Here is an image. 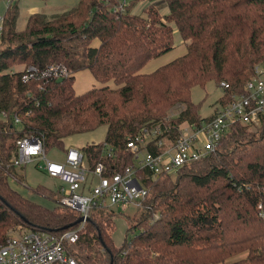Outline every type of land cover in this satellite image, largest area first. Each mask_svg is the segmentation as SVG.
Here are the masks:
<instances>
[{
	"label": "trees",
	"instance_id": "obj_1",
	"mask_svg": "<svg viewBox=\"0 0 264 264\" xmlns=\"http://www.w3.org/2000/svg\"><path fill=\"white\" fill-rule=\"evenodd\" d=\"M131 3L80 0L51 19L30 16L23 31L18 10L8 8L0 44V245L17 226L54 234L78 226L77 212L37 204L11 184L12 177L26 184L22 171L9 167L19 139L37 136L47 153L64 151L67 138L104 126L102 143L79 150L90 171L102 163L106 175L121 172L134 164L128 140L159 128V138L173 141L181 126H199L204 118L191 102L194 87L225 82L230 93H241L264 65V0H152L142 14ZM174 29L185 55L141 74L172 50ZM51 66L67 76L23 80L25 69ZM83 70L104 86L76 95L74 75ZM227 101L223 93L219 103ZM176 105L184 108L168 117ZM138 176L147 196L129 228L137 233L115 247L98 220L105 207L92 209L79 240L68 246L78 264H264V115L256 132L231 125L213 152L173 176Z\"/></svg>",
	"mask_w": 264,
	"mask_h": 264
},
{
	"label": "built area",
	"instance_id": "obj_2",
	"mask_svg": "<svg viewBox=\"0 0 264 264\" xmlns=\"http://www.w3.org/2000/svg\"><path fill=\"white\" fill-rule=\"evenodd\" d=\"M129 0H121L127 5ZM2 31L3 20H1ZM14 75L15 70L8 71ZM57 78L67 76V71L59 66H51L44 71L34 67L25 69L23 80L31 78ZM223 93H228L226 104H220L210 118L201 120L198 127H180V133L173 141H166L163 132L157 128L144 131L126 143L134 164L121 172L106 175V168L97 163L92 171L86 165L85 157L78 148H68L61 162L47 158L44 142L40 137H24L17 141V154L9 161V167L20 169L34 162L42 163L38 168L51 179L61 183L57 194V205L75 211L79 217L87 219L96 207H112L125 211L129 206L139 207L147 196L143 178L156 179L173 176L187 163L197 161L214 151L216 145L235 123L256 132L264 115V67L257 66L253 76L245 83L241 93H230L225 82L218 85ZM179 112L181 110H178ZM169 116V115H168ZM17 124L20 120L16 117ZM152 143V149L148 145ZM86 173L97 178L94 185L86 186ZM11 180H17L12 177ZM86 221L61 234L44 230H21L13 232L7 242L0 245V264H78L68 251V246L79 240Z\"/></svg>",
	"mask_w": 264,
	"mask_h": 264
},
{
	"label": "rangeland",
	"instance_id": "obj_3",
	"mask_svg": "<svg viewBox=\"0 0 264 264\" xmlns=\"http://www.w3.org/2000/svg\"><path fill=\"white\" fill-rule=\"evenodd\" d=\"M80 0H0V23L1 20L5 17L8 8L18 10V23L17 30L23 31L26 29L28 19L30 18V10L32 8H37L40 14H44L47 18L51 19L53 16L72 9L75 7ZM135 4L133 13L142 14L143 9L146 6L150 5L151 0H130ZM161 0H156L159 2ZM131 3V4H132ZM164 8V7H163ZM161 8L160 10H162ZM174 27V26H173ZM182 43V40L174 29V44L175 47ZM183 44V43H182ZM182 46V45H180ZM176 52V51H175ZM263 66L264 65H260ZM257 67V66H256ZM255 69V68H254ZM254 74V72H253ZM253 76V75H252ZM250 76V77H252ZM91 76L89 72H81L75 75L74 84L77 92L89 87L91 84ZM96 82L95 80H93ZM222 89L215 84L214 82H208L204 87H194L191 91V102L194 105H197L199 111L198 114L202 118L209 117L214 114V112L220 108L219 98L222 96ZM226 94V93H225ZM184 107L179 105L174 106L171 111V116L175 117L179 114L178 110H182ZM169 111V112H170ZM247 128V127H246ZM104 127H100L95 131L87 134L77 135L70 137L64 142V148L74 147L81 148L86 144L91 143H102L104 139ZM248 131V128H247ZM64 152L62 149H52L48 151L47 158L52 161L61 162L63 160ZM42 163L34 162L29 164L24 168L17 169L22 171L21 174L26 180V184L23 185L17 181L13 180L11 184L17 189L21 190L27 198L43 203L48 206V208H56L57 202L59 201V195L56 194L57 190L61 183L55 179H51L46 173L38 168ZM97 182V178L90 173H86V186L94 185ZM41 187V188H40ZM51 190L52 194L49 192H44L42 188ZM103 210L104 212H99L98 220H101L103 227L107 234L112 237L113 244L115 247L119 248L123 244L124 239L134 236L137 231H129L131 224L136 225L138 223L139 213L138 207L135 205L129 206L125 211H121L116 208L106 207ZM108 220H110L108 222ZM26 230L24 227H14L8 232L10 236L13 232ZM98 250L97 246L94 247ZM91 255H94V250L90 252ZM245 257V254L231 259L230 262L235 260L242 259Z\"/></svg>",
	"mask_w": 264,
	"mask_h": 264
},
{
	"label": "crops",
	"instance_id": "obj_4",
	"mask_svg": "<svg viewBox=\"0 0 264 264\" xmlns=\"http://www.w3.org/2000/svg\"><path fill=\"white\" fill-rule=\"evenodd\" d=\"M155 2H156V0H154ZM150 2H152V0L150 1ZM62 13V12H61ZM61 13H59V14H61ZM161 15H164V14H166L167 13V8H163L162 10H161ZM35 14H40V12H38V9L37 8H32L31 10H30V16H32V15H35ZM58 15V14H57ZM4 19V18H3ZM2 19V20H3ZM17 23H18V21H17ZM0 26H1V23H0ZM19 31V30H18ZM183 43V44H182ZM182 43H179V45L177 46V47H175V44L173 45V48H172V50L171 51H169V52H167V53H165L164 55H162V56H160V57H158V58H155V59H152V60H150L142 69H141V71H140V73L141 74H150V73H153L154 71H156L157 69H159L160 67H162V66H164V65H166V64H168V63H170V62H172V61H174L175 59H177V58H179V57H182L183 55H185V53H186V45L184 44V42L182 41ZM0 44H1V31H0ZM180 45H182V46H180ZM91 46L92 47H97L98 46V41H96V40H94L93 42H92V44H91ZM176 51V52H175ZM17 69V68H16ZM15 69V70H16ZM87 70H83V71H80V72H78V73H81V72H86ZM89 72V71H88ZM78 73H76V74H78ZM75 74V75H76ZM75 75H74V78H75ZM89 75L91 76V74L89 73ZM94 79H93V77L91 76V84L89 85V87H86L85 89H83V90H81L80 92H77L76 91V89H75V84H73V88H74V91H75V94L76 95H80V94H83V93H85V92H87V91H89V90H91L92 88H98V87H102V86H104V85H102V84H99V83H97V82H94L93 81ZM105 85H107V86H109L110 88H116V86L112 83V82H109V83H107V84H105ZM220 98H221V96H220ZM219 98V99H220ZM172 114H171V111H170V113H169V116H171ZM212 116V115H211ZM211 116H209V117H211ZM209 117H206V118H209ZM200 118H202L201 116H200ZM186 125H184V126H182V127H185ZM104 127V126H103ZM104 138H105V133H106V128L104 127ZM74 136H77V135H74ZM74 136H72V137H74ZM70 138V137H69ZM69 138H67V139H69ZM66 139V140H67ZM65 140V141H66ZM103 141H104V139H103ZM91 144H98V143H91ZM87 145V144H86ZM86 145H84V146H86ZM84 146H81V148L82 147H84ZM69 148H72V147H69ZM68 149V147H66V148H64V154H65V152H66V150ZM78 149H80V148H78ZM19 190V189H18ZM19 191H21V190H19ZM22 192V191H21ZM23 193V192H22ZM25 195V194H24ZM26 196V195H25ZM29 199V198H28ZM31 200V199H30ZM31 201H33V200H31ZM33 202H35V201H33ZM35 203H37V204H41V205H44L43 203H39V202H35ZM44 206H46V205H44ZM46 207H48V206H46Z\"/></svg>",
	"mask_w": 264,
	"mask_h": 264
},
{
	"label": "water",
	"instance_id": "obj_5",
	"mask_svg": "<svg viewBox=\"0 0 264 264\" xmlns=\"http://www.w3.org/2000/svg\"><path fill=\"white\" fill-rule=\"evenodd\" d=\"M83 221H87V219H84L83 217H79V219L77 220V222L75 223V225H77V224H79V223H81ZM68 228H69V226L68 227H65V229H68Z\"/></svg>",
	"mask_w": 264,
	"mask_h": 264
}]
</instances>
